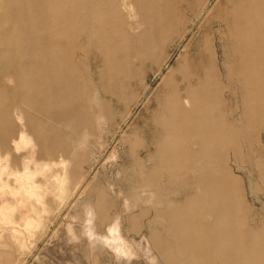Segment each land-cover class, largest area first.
<instances>
[{
  "label": "rangeland",
  "instance_id": "1",
  "mask_svg": "<svg viewBox=\"0 0 264 264\" xmlns=\"http://www.w3.org/2000/svg\"><path fill=\"white\" fill-rule=\"evenodd\" d=\"M230 8L0 0V264H169L152 212L173 189L136 174L156 161L153 120L191 57L241 112L233 40L219 22ZM255 132L241 157L232 145L224 155L243 221L264 231V124Z\"/></svg>",
  "mask_w": 264,
  "mask_h": 264
},
{
  "label": "bare ground",
  "instance_id": "2",
  "mask_svg": "<svg viewBox=\"0 0 264 264\" xmlns=\"http://www.w3.org/2000/svg\"><path fill=\"white\" fill-rule=\"evenodd\" d=\"M229 1L219 22L233 40L228 75L238 77L241 112L222 99L216 71L191 57L153 120L156 144L147 149L156 161L136 174L146 185L162 181L160 191L173 189L152 212L153 243L169 264H264V231L243 221L239 181L224 155L232 145L237 157L264 124V0ZM55 90L50 98L58 101Z\"/></svg>",
  "mask_w": 264,
  "mask_h": 264
}]
</instances>
